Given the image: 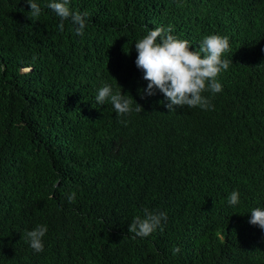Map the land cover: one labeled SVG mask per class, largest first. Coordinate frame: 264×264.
Returning a JSON list of instances; mask_svg holds the SVG:
<instances>
[{"label":"trees","instance_id":"16d2710c","mask_svg":"<svg viewBox=\"0 0 264 264\" xmlns=\"http://www.w3.org/2000/svg\"><path fill=\"white\" fill-rule=\"evenodd\" d=\"M35 2L32 21L27 0H0V264H264L249 223L264 209V0H70L83 35ZM168 26L193 51L229 37L208 109L141 98L135 43ZM106 83L143 110L98 104ZM145 208L167 220L134 239ZM41 224L36 253L23 237Z\"/></svg>","mask_w":264,"mask_h":264},{"label":"clouds","instance_id":"9594fccd","mask_svg":"<svg viewBox=\"0 0 264 264\" xmlns=\"http://www.w3.org/2000/svg\"><path fill=\"white\" fill-rule=\"evenodd\" d=\"M27 3L31 9L28 18L33 21L41 15L42 9L35 0H27ZM47 6L60 18L61 31L64 29V21L70 19L72 25L76 26V34L83 35L87 12H73L70 9V0H51ZM171 32V26L157 27L135 43L138 53L135 63L143 70V79L149 82L146 89H140L141 98L153 96L159 90L168 101L164 107L169 112L176 111L177 106L208 109L211 106L210 100L203 93L216 94L222 91V84L216 78L232 63L228 59H222V55L230 48L229 37L217 34L207 36L199 50L193 51L190 50L188 40L178 39L170 34ZM95 100L100 105L106 101L110 102L120 116L128 115L133 110L135 112L143 110L137 102L133 109L132 99L119 91L114 93L112 85L107 83L98 90ZM66 196L69 203L75 202L76 192ZM239 200L238 191H232L228 196L230 205H237ZM166 220V212L150 211L145 208L143 217L137 216L133 219L129 233H134V239L147 237L157 228L162 230V222ZM249 223L264 229V209L259 207L253 209ZM47 231L46 225H37L23 238L36 253H40L44 251L43 238ZM173 252L174 254L179 252V248H174Z\"/></svg>","mask_w":264,"mask_h":264}]
</instances>
